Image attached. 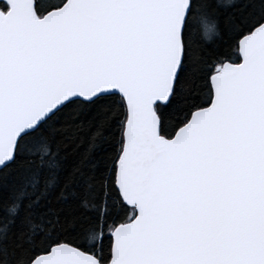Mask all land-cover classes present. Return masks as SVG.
<instances>
[{"label": "snow or ice", "instance_id": "obj_1", "mask_svg": "<svg viewBox=\"0 0 264 264\" xmlns=\"http://www.w3.org/2000/svg\"><path fill=\"white\" fill-rule=\"evenodd\" d=\"M0 264H264V0H0Z\"/></svg>", "mask_w": 264, "mask_h": 264}, {"label": "trees", "instance_id": "obj_2", "mask_svg": "<svg viewBox=\"0 0 264 264\" xmlns=\"http://www.w3.org/2000/svg\"><path fill=\"white\" fill-rule=\"evenodd\" d=\"M209 21H212V17L207 18ZM193 39L197 42H206L207 40L204 38L203 32V22L201 20L194 21L193 27Z\"/></svg>", "mask_w": 264, "mask_h": 264}, {"label": "clouds", "instance_id": "obj_3", "mask_svg": "<svg viewBox=\"0 0 264 264\" xmlns=\"http://www.w3.org/2000/svg\"><path fill=\"white\" fill-rule=\"evenodd\" d=\"M213 27H214L213 21L206 20L203 23L204 38L207 41H211L213 39V31H212Z\"/></svg>", "mask_w": 264, "mask_h": 264}]
</instances>
